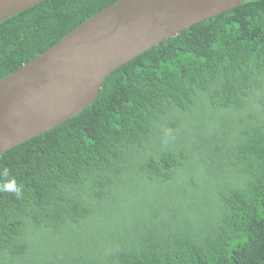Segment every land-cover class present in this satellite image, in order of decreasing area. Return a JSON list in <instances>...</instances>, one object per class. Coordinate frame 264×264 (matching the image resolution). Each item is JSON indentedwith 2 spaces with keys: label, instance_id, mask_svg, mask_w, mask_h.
Returning a JSON list of instances; mask_svg holds the SVG:
<instances>
[{
  "label": "trees",
  "instance_id": "obj_1",
  "mask_svg": "<svg viewBox=\"0 0 264 264\" xmlns=\"http://www.w3.org/2000/svg\"><path fill=\"white\" fill-rule=\"evenodd\" d=\"M114 1L0 21V78ZM0 264H264V0L128 60L1 153Z\"/></svg>",
  "mask_w": 264,
  "mask_h": 264
},
{
  "label": "water",
  "instance_id": "obj_2",
  "mask_svg": "<svg viewBox=\"0 0 264 264\" xmlns=\"http://www.w3.org/2000/svg\"><path fill=\"white\" fill-rule=\"evenodd\" d=\"M42 0H0V21ZM245 0H116L0 78V154L68 120L117 67Z\"/></svg>",
  "mask_w": 264,
  "mask_h": 264
}]
</instances>
